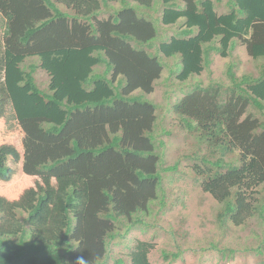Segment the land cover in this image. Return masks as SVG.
<instances>
[{
    "label": "trees",
    "instance_id": "obj_1",
    "mask_svg": "<svg viewBox=\"0 0 264 264\" xmlns=\"http://www.w3.org/2000/svg\"><path fill=\"white\" fill-rule=\"evenodd\" d=\"M222 1L0 0V264H105L143 223L162 171L177 169L162 168L148 99L165 67L183 85L237 45L264 60V0L219 14ZM226 76L192 85L174 110L207 148L192 166L202 191L223 225L242 227L264 216V69L238 76L233 63ZM11 121L21 137L4 138ZM153 248L137 241L114 264H152Z\"/></svg>",
    "mask_w": 264,
    "mask_h": 264
},
{
    "label": "rangeland",
    "instance_id": "obj_2",
    "mask_svg": "<svg viewBox=\"0 0 264 264\" xmlns=\"http://www.w3.org/2000/svg\"><path fill=\"white\" fill-rule=\"evenodd\" d=\"M226 2L220 4L219 14L227 11ZM4 22L0 14V40L5 32ZM169 34L172 35L171 31ZM212 58L211 70L183 85L171 75L174 64L170 63L149 95L148 99L157 106V139L164 144L162 168L176 166L177 169L162 171L163 193L160 191L159 198L151 204V212L142 216V224L123 239L119 237L112 242L105 264H114L118 258L127 259L137 241L154 245L149 255L152 264H264V216L257 214L242 227L221 223L222 205L202 191L200 179L192 171V166L208 155L207 148L200 134L190 129L174 110L192 85L206 86L212 82L227 85L226 71L233 63L238 76L248 73L258 76L264 69V60L251 59L240 45L236 46L233 58L222 59L214 53ZM44 73L41 70L36 78L41 89L47 91L50 81ZM3 130L4 138L22 135L14 121L5 124ZM259 189V200L264 204V186ZM120 231L124 232L123 227ZM165 253L169 256L167 260ZM177 253L180 258L172 259Z\"/></svg>",
    "mask_w": 264,
    "mask_h": 264
},
{
    "label": "clouds",
    "instance_id": "obj_3",
    "mask_svg": "<svg viewBox=\"0 0 264 264\" xmlns=\"http://www.w3.org/2000/svg\"><path fill=\"white\" fill-rule=\"evenodd\" d=\"M79 264H86V261L83 260V259H81V260L79 261Z\"/></svg>",
    "mask_w": 264,
    "mask_h": 264
}]
</instances>
